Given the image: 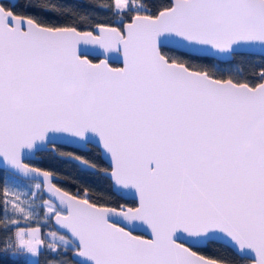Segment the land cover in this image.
Listing matches in <instances>:
<instances>
[{
    "label": "snow or ice",
    "instance_id": "snow-or-ice-1",
    "mask_svg": "<svg viewBox=\"0 0 264 264\" xmlns=\"http://www.w3.org/2000/svg\"><path fill=\"white\" fill-rule=\"evenodd\" d=\"M96 7L106 17L49 22L0 2V264H264V69L241 79L173 54L264 49V0ZM39 152L111 193L64 187ZM215 244L235 258L206 255Z\"/></svg>",
    "mask_w": 264,
    "mask_h": 264
},
{
    "label": "trees",
    "instance_id": "trees-1",
    "mask_svg": "<svg viewBox=\"0 0 264 264\" xmlns=\"http://www.w3.org/2000/svg\"><path fill=\"white\" fill-rule=\"evenodd\" d=\"M2 2L9 6L8 2ZM106 2L107 0H17L13 6L9 7H12L14 11L35 15L49 22H62L64 19H67L66 16L62 15L64 10H70L77 15L87 13L93 16L99 15V17L104 18L107 13L103 9L96 7V5ZM161 2L163 0H152V3L157 6ZM52 4H55L61 10L60 15L47 11L42 7L43 5L50 6ZM173 54L191 63L216 70L218 74L225 76L229 74L237 75L241 79L247 78L254 80L259 71L264 69V55L257 53L238 52L236 55H233L231 60L227 61H220L211 56L191 54L177 49L174 50ZM61 150L70 152L76 150V148L62 145ZM80 151L83 153V150ZM37 154L40 158L30 159V161L43 169H51L59 173L61 178L58 182L63 184L64 187L75 190L77 186H87L98 196H105L111 193L110 181L103 174L83 169L75 163L67 159L59 158L50 152H39ZM90 158L97 159L95 155L90 156ZM97 162L105 167L108 166L103 160L97 159ZM112 198L116 199L117 197L113 196ZM131 200V198L122 197V202L127 201L130 203ZM206 255L219 258L220 260L235 258L233 250L223 244L210 245L206 250ZM43 259V256H41V264H43ZM24 264L31 263L24 259Z\"/></svg>",
    "mask_w": 264,
    "mask_h": 264
},
{
    "label": "water",
    "instance_id": "water-1",
    "mask_svg": "<svg viewBox=\"0 0 264 264\" xmlns=\"http://www.w3.org/2000/svg\"><path fill=\"white\" fill-rule=\"evenodd\" d=\"M1 1V0H0ZM9 3H10V6H13L17 0H7ZM177 50H180V51H183V52H187V53H191V54H196V55H205V56H211L217 60H220V61H227V60H231L232 57L230 58H224V57H220V56H217L215 54H212V53H200V52H193V51H190V50H187V49H184V48H178ZM238 52H250V53H257V54H261V55H264V49H261L259 46H256V47H250V48H242V49H239ZM65 145H68V146H72V147H75L74 145H71V144H65ZM40 158V156L38 154H36L35 156H30L29 157V160L30 159H38ZM104 162L107 163L108 165V162L106 160H103ZM43 169V168H42ZM122 197L124 198H131V196H128V195H123L121 194Z\"/></svg>",
    "mask_w": 264,
    "mask_h": 264
},
{
    "label": "rangeland",
    "instance_id": "rangeland-1",
    "mask_svg": "<svg viewBox=\"0 0 264 264\" xmlns=\"http://www.w3.org/2000/svg\"><path fill=\"white\" fill-rule=\"evenodd\" d=\"M25 259H26L29 263L34 264V262H33V258H32V257H25Z\"/></svg>",
    "mask_w": 264,
    "mask_h": 264
},
{
    "label": "flooded vegetation",
    "instance_id": "flooded-vegetation-1",
    "mask_svg": "<svg viewBox=\"0 0 264 264\" xmlns=\"http://www.w3.org/2000/svg\"><path fill=\"white\" fill-rule=\"evenodd\" d=\"M2 1L8 2L7 0H1L0 2H2ZM8 3H9V2H8ZM9 6H10V3H9Z\"/></svg>",
    "mask_w": 264,
    "mask_h": 264
}]
</instances>
